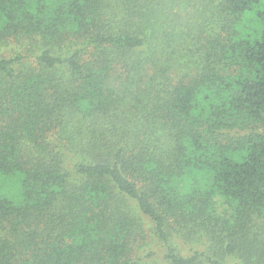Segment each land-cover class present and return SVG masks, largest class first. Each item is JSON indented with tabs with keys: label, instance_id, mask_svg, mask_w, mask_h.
I'll use <instances>...</instances> for the list:
<instances>
[{
	"label": "trees",
	"instance_id": "16d2710c",
	"mask_svg": "<svg viewBox=\"0 0 264 264\" xmlns=\"http://www.w3.org/2000/svg\"><path fill=\"white\" fill-rule=\"evenodd\" d=\"M0 264H264V0H0Z\"/></svg>",
	"mask_w": 264,
	"mask_h": 264
},
{
	"label": "rangeland",
	"instance_id": "374dc122",
	"mask_svg": "<svg viewBox=\"0 0 264 264\" xmlns=\"http://www.w3.org/2000/svg\"><path fill=\"white\" fill-rule=\"evenodd\" d=\"M151 249H153V250H150L148 252L149 258H156V253H157V255H159V253L161 252V249H158V246L156 244H154ZM151 253H153V254L151 255Z\"/></svg>",
	"mask_w": 264,
	"mask_h": 264
}]
</instances>
